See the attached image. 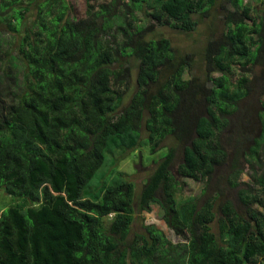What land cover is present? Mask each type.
<instances>
[{"label": "trees", "instance_id": "16d2710c", "mask_svg": "<svg viewBox=\"0 0 264 264\" xmlns=\"http://www.w3.org/2000/svg\"><path fill=\"white\" fill-rule=\"evenodd\" d=\"M217 1L85 0L77 15L0 0V264H264V7L219 3L224 26L201 47L164 34L196 31ZM140 147L154 167L137 192L118 161ZM240 160L254 187L237 207L219 182ZM152 205L173 238L132 229Z\"/></svg>", "mask_w": 264, "mask_h": 264}, {"label": "rangeland", "instance_id": "374dc122", "mask_svg": "<svg viewBox=\"0 0 264 264\" xmlns=\"http://www.w3.org/2000/svg\"><path fill=\"white\" fill-rule=\"evenodd\" d=\"M70 3L73 5L74 12L77 15H82L84 14L85 11V0H69ZM101 1V0H98ZM254 7L257 8V13H262V8L264 7L263 3L264 0H252L251 1ZM217 5L212 9L211 13L209 14L208 17L200 21L199 27L196 29L194 32H183L179 29H173V28H164L165 32L164 34L170 37L172 40L173 44L177 49L184 50L187 47H201L202 44L204 43V40L207 36L209 35H217L220 33L222 30L224 23H223V18H222V8L220 7V4L224 3L227 5L225 0H218ZM220 3V4H219ZM201 52L198 53V60L196 66L192 69L193 73L200 72L201 70V58L202 56L200 55ZM254 71L259 73L260 71V65H256L254 67ZM257 86V85H256ZM257 95L254 97H249L243 101L244 105H249L252 109V115H254V119L252 121L253 126H254V132L253 134H256V132L259 129L260 123L259 120L255 117V113L260 109V104L257 101ZM264 115V113H263ZM173 144V139L170 137L165 138L164 140L161 141L160 147H166L168 145ZM148 149L146 148H137L133 150H129L125 152L118 161L119 168L125 172H127L129 178L135 183L136 185V191L139 192L143 180L149 175V173L152 171L154 164L149 161L146 163H141L139 162V154L142 153L143 155L146 154ZM165 151V148H162L159 150L158 155L163 154ZM230 158V157H229ZM178 160H176L177 162ZM228 163L227 161L225 165L220 166L219 168L216 169V175L214 178L211 179L209 183V187L207 189V192H211L215 183H216V178L221 175L224 176L226 174H230V169L228 168ZM244 162L240 160L239 162V167L243 170L241 174H239L237 177H232V180L226 184V183H221L219 182V185L223 187V193L220 197V199L228 198L233 201L235 206H239V201L237 197V190L242 187H254V184L251 182L249 178V174L247 172V168H245ZM174 170V166L172 167ZM234 182V183H232ZM203 182L202 181H195L190 178L185 179V184L183 185L182 192L184 194H199L201 191V188L203 187ZM0 198L2 200H7V198H3L0 195ZM261 210H264L261 206H258ZM143 219V220H142ZM153 223L156 225V227L162 229L166 235L169 237H172V234L170 230L168 229L162 215V211L155 205L151 206V209L149 211H144L142 212L141 215L137 214L135 217V221L133 224V230H140L141 229V223ZM212 229H216V222H212L211 224Z\"/></svg>", "mask_w": 264, "mask_h": 264}]
</instances>
